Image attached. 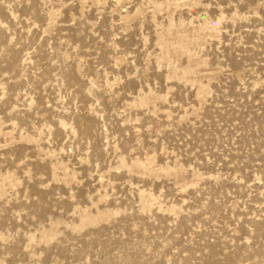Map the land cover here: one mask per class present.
<instances>
[{
    "label": "rangeland",
    "instance_id": "obj_1",
    "mask_svg": "<svg viewBox=\"0 0 264 264\" xmlns=\"http://www.w3.org/2000/svg\"><path fill=\"white\" fill-rule=\"evenodd\" d=\"M0 264H264V0H0Z\"/></svg>",
    "mask_w": 264,
    "mask_h": 264
}]
</instances>
